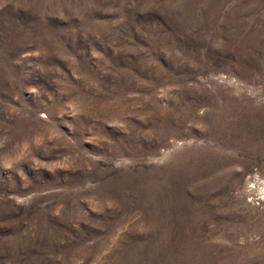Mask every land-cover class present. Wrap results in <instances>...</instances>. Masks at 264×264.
<instances>
[{"label": "rangeland", "instance_id": "1", "mask_svg": "<svg viewBox=\"0 0 264 264\" xmlns=\"http://www.w3.org/2000/svg\"><path fill=\"white\" fill-rule=\"evenodd\" d=\"M0 264H264V0H0Z\"/></svg>", "mask_w": 264, "mask_h": 264}]
</instances>
